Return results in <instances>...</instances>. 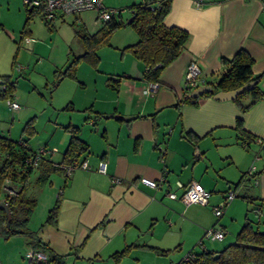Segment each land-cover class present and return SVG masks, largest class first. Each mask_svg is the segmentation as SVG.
Segmentation results:
<instances>
[{
	"label": "crops",
	"instance_id": "0c3cea01",
	"mask_svg": "<svg viewBox=\"0 0 264 264\" xmlns=\"http://www.w3.org/2000/svg\"><path fill=\"white\" fill-rule=\"evenodd\" d=\"M134 2L103 0L106 8H124L126 11L118 18L125 21L131 17L128 7ZM195 5L194 0H172L165 23L188 30L190 38L182 53L164 68L159 81H149L145 77L143 61L124 49L136 43L139 36L131 25H121L111 36L107 45L109 52L102 54L103 60L109 62V71H103V79H96L94 83L95 90L84 91L78 101L74 96L78 87L86 88V83L78 81L77 72L85 60L79 63L76 78L65 77L60 81L55 77V70L64 68L70 57L66 59L67 63L62 55L51 63L50 74L53 81H58L57 89L66 83L67 92L57 99V102L63 101L61 105L53 106V111L49 109L50 127L44 139L31 142L38 129L34 124L36 118L30 117L33 110L27 111L26 107L15 110L17 117L11 124L14 127L17 122L22 126L19 138L13 134L12 127L0 129L1 137L24 140L31 150L42 145L58 148L54 154L46 155L41 165L32 171H38L36 186H29L32 172L26 185L31 196L26 198L36 200L29 227L46 244L47 249H36L48 258L54 254L65 256L63 264H177L186 252L199 249L198 241L205 229L216 222L213 206L222 202L230 188L236 189L237 196L219 219L227 233L232 230L226 244L235 240L242 227L238 228L235 222L238 209L244 208L245 221L249 208L254 206V203H248L247 197L254 198L256 204L263 203L260 217L257 211L253 213L261 219L264 229V153L256 159L260 150L256 138L264 137V98L245 112L235 101L213 96L201 95L194 101H183L188 89L183 81L185 71L193 58L198 59L205 71L206 81L216 80L221 74L222 58H232L244 48L254 58L253 72L264 73V0H205L202 7ZM24 13L23 25L16 28L0 19V34L13 32L10 38H14L16 32L17 43L21 46L26 31V37L34 39L25 48L32 56L40 55L43 50L47 53V48L53 52L48 41L55 39L54 36L66 26H71V41L76 37L81 40L77 30L94 33L102 27L96 20L95 10H83L78 14L58 12L52 24H45V32L39 35L34 24L42 17L35 15L25 28L27 7ZM127 13L130 17L125 19ZM63 35L68 38L67 34ZM71 41L68 39L67 44ZM107 46L101 47L98 53ZM18 50L10 62L11 67L20 57ZM99 57L101 61L100 54ZM0 75L8 73L2 69ZM110 79L119 80L117 89L110 85ZM259 86L264 91V77ZM14 88L13 98L19 101L17 88ZM250 100L247 97L243 103ZM53 103L56 102L52 100ZM58 109L63 110L62 114L57 112ZM238 118L243 119V127L238 126ZM31 119L34 120V131L28 135L23 129ZM69 125L79 128L80 138L89 146V151L79 158L87 157L89 168H77L68 176L58 169L40 185L37 178L45 168L43 163L52 161L55 165L64 157L70 140V133L65 128ZM61 129V132L57 131ZM188 133L196 139L191 140L185 135ZM59 152L62 154L57 158ZM100 160L107 163L106 172L99 171ZM253 165L255 171L248 175ZM142 176L164 181L159 188H152L139 181ZM114 178L119 181L113 182ZM177 181L184 185L198 181L211 193L209 202L187 205L180 199L170 198L168 190L177 194L183 190ZM240 192H243L242 199L237 200ZM57 196L61 197L57 224L44 223ZM227 233L223 240L207 241V248L222 250L227 246L222 243ZM128 246L131 248L127 253L115 256ZM32 248L35 247L25 236L7 239L0 234V264H29L27 254ZM43 264L55 263L51 260Z\"/></svg>",
	"mask_w": 264,
	"mask_h": 264
},
{
	"label": "trees",
	"instance_id": "16d2710c",
	"mask_svg": "<svg viewBox=\"0 0 264 264\" xmlns=\"http://www.w3.org/2000/svg\"><path fill=\"white\" fill-rule=\"evenodd\" d=\"M41 1L42 4L39 6H29L24 2L28 9V17L24 25L25 28L30 19L35 15H40L43 19L42 12L46 0ZM171 5L172 0H139L128 7L130 10L132 9L131 17L133 16V20L131 23L128 20L119 19L118 16L121 15L120 13L108 21L103 22L102 27L94 33L77 30L76 32L81 37L85 50L82 54L73 56L72 60H68L69 62L64 68L56 69L54 73L55 77L58 81L65 77L76 78L78 65L83 60L97 68L100 61L98 50L110 44L111 36L121 25L129 24L134 27L139 39L136 43L127 45L124 49L130 50L136 58L143 61L146 67L145 77L149 81H159V77L164 68L182 53L190 38V32L188 30L176 25L168 26L165 23L164 19L169 14ZM45 24H52V22L46 21ZM25 32L22 38L26 36ZM253 63L254 58L246 49L241 48L232 58H222V69L219 78L206 81V84H212L214 91H229L239 88L245 83L257 80L258 83L254 88L245 90V92L239 94L234 100L239 108L245 112L256 101L264 98V91L259 86V82L264 77V73L255 74L252 69ZM118 81L110 79L109 83L113 88L117 89L118 84L116 82L118 83ZM0 85L3 86L0 90V98L14 99L15 81H12L8 75H0ZM214 91L205 92L203 96H213ZM190 92L192 90H185L184 102H191L192 95ZM247 97H250L251 100L248 103H243V100ZM237 122L239 127H243L242 118H238ZM33 123V119L26 122L23 133L31 135L34 131ZM65 129L70 133V140L68 146H66L67 148L61 162L72 163L80 160L79 158L89 151V146L80 138L78 134L79 128L77 126L69 125ZM188 134L185 135L191 140L194 141L196 139L191 133ZM1 152H3V156H1ZM28 156V150L19 144V141L0 136V190H2L1 186L7 176H10L14 183H20L17 194H6L4 199H0V234L7 239L12 236L22 235L29 238L30 244L33 247L47 249L43 240L37 236V232L29 227V218L36 206V200L26 198L23 193L27 187L26 185L29 183L30 174L36 167H27L25 165ZM41 162L39 165H41ZM43 165L45 168H43V171L40 172L37 178V183L40 185L47 181L50 173L60 169L52 161H46ZM238 186H235V188H238ZM57 197L44 223L57 224L56 220H58L59 208L61 207V197ZM247 199L249 204L254 203L252 208L254 211L260 212V209H263V203L256 204L254 198L247 197ZM250 213L251 209L248 210L244 224L241 225L242 227L238 231L235 240L222 250L212 251L206 248L202 251L201 249L192 248L190 253L195 252L197 256L189 262H183V259H181L177 264H197L200 262H203V264H264V229L261 228L262 221L260 218L256 221L252 219ZM130 248L131 246H128L121 252L115 254V256L121 257ZM63 257L65 256L54 254L51 258H47V262L52 260L55 264H63Z\"/></svg>",
	"mask_w": 264,
	"mask_h": 264
},
{
	"label": "rangeland",
	"instance_id": "374dc122",
	"mask_svg": "<svg viewBox=\"0 0 264 264\" xmlns=\"http://www.w3.org/2000/svg\"><path fill=\"white\" fill-rule=\"evenodd\" d=\"M135 1H139V0H135ZM25 9H26V6L23 0H0V19L8 23V25L16 28L18 27V25L20 24L23 25L24 23ZM124 11L126 10L124 9ZM129 17L130 16H128V13H127L125 15V19H128ZM34 25H35L34 29H35L36 34L42 35L45 32L46 25L44 23V20H42L41 18H37ZM70 27H67V26L64 27L62 31L58 32L57 35L54 36L55 39L48 41L49 44L53 46V52L52 50L47 48L48 50L47 53H45L44 52L45 50H43L40 55L38 54L36 56H32L28 51L25 50V48L28 46L25 44L24 40L21 43V46L18 45L17 42H18L19 36L16 32H14L15 34L13 36L14 38H10L11 37L10 33H13V32L3 31L0 34V63L3 61V63L0 64V70L4 69V71L8 73V76L10 77V79L12 81H15V86L20 96V98L17 99L19 100L18 103L20 104V106L23 109H25L26 107L27 111H29L28 109L33 110V112H31L30 114V117L36 118V123L34 124H35V127L38 129V133L36 135V138H31L32 143H36L37 139L41 140L45 138L44 135H46L50 127L49 121H48L49 113H50L49 109L53 111L54 110L53 106L61 105L63 101L57 102V99L61 95H63L64 92L65 93L67 92L66 83H64L57 89L56 84L58 81H53V77L50 74L52 73L51 63L54 60L57 61L59 59L58 56H61V55H62V59L63 60L65 59L64 63H67L66 59H68V57H70V59L72 60L73 56H77L79 53H82L84 51L83 44L80 39L76 37L73 41L70 40L72 38ZM131 28H134V27L131 26ZM63 34H67L68 38L64 37ZM68 39L69 41H71V43L69 42L70 44H67ZM18 48H19L18 51L21 52L20 57L15 62L16 64H14V66L11 67L10 62H12V59L16 53L15 50H17ZM104 52L106 53L109 52L108 46L103 48L101 52H99L101 56V61H99L97 68L94 67V65H92L91 63L89 64V63H86L85 61L80 64V70L79 72H77L78 73L77 76L79 79L78 81L85 82L86 88L78 87V92L76 93V96H74L75 100L78 101V98L84 91L85 93L93 92L96 88V86L94 87V83L96 82V79L98 81H101L100 79H103V77L101 76H104L105 74V72L103 71H109V62L106 59L103 60L102 58V54ZM73 92L74 90L72 91V93ZM52 100L53 102H56V103L52 104ZM7 101L8 99H0V129L8 130L10 129V127H12L11 125L13 122L12 120L14 117H17V113L15 111L13 112V110L10 109ZM62 111L63 110L58 109L57 112L59 114H62L61 113ZM56 115L57 114L55 112L53 114L54 120L57 117ZM59 119L60 121L62 120L61 116ZM14 125L15 126L12 127L11 130L13 131L14 135H18L15 137L19 138V136L21 135L20 129L22 126H19V123L17 122L14 123ZM57 131L61 132L62 129L57 130ZM42 144H44V142H42ZM63 148L64 147L62 146L61 151L63 150ZM61 154L62 153L59 152L56 157L60 158ZM37 172L38 171H34L31 174V180L29 184V186H31L30 188L36 186L35 178L38 175ZM3 185H5V183H3L1 186L2 190H0V199H4L6 194H8V192L4 190ZM18 185H20V183H17V182L14 183V186L19 189L20 186ZM23 195L26 197H31L27 189H25ZM241 195H243V192H240L237 200L242 199ZM249 209H251V213H250L251 218L256 221L257 216L253 213L255 211L252 208H249ZM238 210H239L238 218L235 219L234 217V219H235V222H237V227L240 228L241 225H243L244 223L243 221H244L245 212H244V208L243 210L241 209H238ZM235 212H237V210ZM228 231L229 232L227 233L226 239L222 242V243H225V245H227L226 243H229L230 241L229 239L231 238V235H232V230L230 229ZM207 241H210V240H207ZM207 241H206V244H207ZM216 241L218 242L220 240H214V241H211V243L216 242ZM211 245H213V247L217 246V244H211Z\"/></svg>",
	"mask_w": 264,
	"mask_h": 264
},
{
	"label": "built area",
	"instance_id": "2783aa9c",
	"mask_svg": "<svg viewBox=\"0 0 264 264\" xmlns=\"http://www.w3.org/2000/svg\"><path fill=\"white\" fill-rule=\"evenodd\" d=\"M29 6H39L42 4L41 0H23ZM195 6L202 7L205 5V0H194ZM83 10H95L97 11V21L99 23H103L108 21L109 19L117 16L118 14L124 11V8L118 7H107L104 5L103 0H46V3L43 7V19L45 22H53L57 17L58 12H62L64 14H78ZM132 10V9H131ZM130 10V11H131ZM25 44L31 43L34 41L33 38H25ZM184 80L185 81V88L192 90L202 84H206V73L203 68L200 66L198 59L193 58L188 66L186 67ZM8 105L12 110L20 109V104L18 101L14 99H8ZM257 142L260 145V150L256 154V159L260 158V155L264 153V137H257ZM19 144H21L25 149L28 150L29 156L26 159L25 165L27 167H37L42 159L45 158L48 154H54L58 151V148L55 146L42 145L36 150L29 149L30 147L24 140H20ZM62 172L68 176L73 170L77 168H89V160L88 158H84L83 160L74 161L72 163H62L58 162L55 163ZM107 163L104 160H100L98 169L101 172H106ZM255 171V165L251 166L248 171V175H252ZM113 182L119 181V178L112 179ZM143 184L150 186L152 188H159L161 186V181L163 180H155L150 179L148 177L142 176L140 180ZM5 185H3L4 190L8 192V194H17L18 188L14 186V182L10 176H7L4 180ZM177 185L179 188H182V192L177 194V192L173 190H168L167 194L170 198L173 199H180L184 202V204H192V203H200V204H207L209 202L210 192L203 187L198 181H192L187 185H184L182 182L177 181ZM236 196V190L231 188L228 192L224 195L222 202L213 206V214L217 218V221L211 225L210 227L206 228L204 231L203 236L198 241L199 249L202 251L207 248L206 241H214V240H222L226 235V228L219 222V219L224 214L226 207L230 204ZM260 213L259 211L257 212ZM260 215V214H259ZM29 257V264H43L48 261V256L43 251L32 248L28 251ZM197 256L195 252H186L183 256V262H189L190 260L194 259ZM203 264V262L197 263Z\"/></svg>",
	"mask_w": 264,
	"mask_h": 264
},
{
	"label": "water",
	"instance_id": "95a60500",
	"mask_svg": "<svg viewBox=\"0 0 264 264\" xmlns=\"http://www.w3.org/2000/svg\"><path fill=\"white\" fill-rule=\"evenodd\" d=\"M133 20V16L128 19V22L131 23ZM258 83L257 80L252 81L250 83H245L244 85L240 86L239 88L229 90V91H224V90H217L214 91V87L212 84H205V85H200L192 90L191 95H192V100L194 101L197 99L199 96L203 95L205 92L209 91H214L213 97L215 99L219 100H235L239 94H242L247 91L248 89L254 88L255 85ZM2 85H0V90L2 89ZM2 202V201H1Z\"/></svg>",
	"mask_w": 264,
	"mask_h": 264
}]
</instances>
